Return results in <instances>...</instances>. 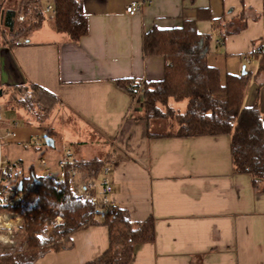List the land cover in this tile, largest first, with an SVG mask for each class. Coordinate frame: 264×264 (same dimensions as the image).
<instances>
[{"label":"crops","instance_id":"obj_1","mask_svg":"<svg viewBox=\"0 0 264 264\" xmlns=\"http://www.w3.org/2000/svg\"><path fill=\"white\" fill-rule=\"evenodd\" d=\"M81 1L89 31L79 42L51 30L49 19L10 49L1 36L2 30H10L1 24V14L18 11L20 0H0V87L36 83L61 99L47 126L22 127L15 112L6 113L0 123L3 135L18 126L7 143H29L36 151L47 147L46 153L56 155L59 140L63 146L56 168L44 173L52 171L58 179L60 161L74 165L101 160L113 185V205L126 209L134 222L151 217L156 223L154 242L137 245L131 264H264V192L254 188L248 175L235 172L230 137L166 135L175 127L146 121L142 93L119 85L121 79H163L164 58L144 57L145 32L196 21L198 33L212 36L209 63L219 69L222 80L226 74L250 75L244 104L257 106L264 122V74L256 75L259 61L253 57L258 47L264 50V0ZM42 2L45 10L54 5V0ZM133 2L141 3V9L131 16L126 8ZM241 15L245 29L226 38L213 23L232 22ZM2 103L0 99L3 110ZM178 103L171 106L180 112L183 105H174ZM165 126L170 130L160 132ZM45 136L54 139V147L43 145ZM82 176L88 179L77 170L71 179ZM71 238L67 250L49 253L34 264H84L109 248L104 225Z\"/></svg>","mask_w":264,"mask_h":264},{"label":"trees","instance_id":"obj_2","mask_svg":"<svg viewBox=\"0 0 264 264\" xmlns=\"http://www.w3.org/2000/svg\"><path fill=\"white\" fill-rule=\"evenodd\" d=\"M54 11L53 16H48L42 0H20L18 11L2 12L1 24L10 29L1 31L5 46L15 48L20 38L41 29L47 19L58 33L66 35L73 43L88 35L89 24L81 0H54ZM19 16L24 19L17 23ZM246 22L242 15L232 22L213 20L224 38L241 32ZM142 37L144 57H163L167 64L160 81H119L127 90L132 87L133 93H142L144 119L148 122L166 120L176 125L175 132L166 135L178 138L229 136L235 172L248 175L254 188L264 192V122L257 106L247 108L244 104L250 75L226 74L223 81L219 69L209 63L212 36L198 33L196 21H185L182 27L175 29L154 27ZM253 57L259 61L256 75L264 74V50L255 51ZM8 92L9 99L3 110L7 113L23 111L24 124L28 126H47L61 102L58 96L36 83L11 86ZM182 101H187V109L177 112L171 103ZM43 142L46 146L44 139ZM103 167L99 159L68 165L63 181L55 176H37L34 168L29 173L4 172L0 189L6 188L7 193H0V213L19 215L22 227L15 233L18 247L11 252L0 251V264H34L49 253L67 250L72 244V235L97 225L108 228L109 248L97 259L84 264H131L137 245L154 242L155 221L150 217L134 222L126 209L117 206H114V214L107 213L100 221L94 215L95 205L81 202L73 194L71 169L95 180ZM16 172L19 180L7 186L6 181ZM9 193L17 203H10ZM59 218L61 222L56 224ZM50 228H53L50 236L39 239L49 234Z\"/></svg>","mask_w":264,"mask_h":264},{"label":"built area","instance_id":"obj_3","mask_svg":"<svg viewBox=\"0 0 264 264\" xmlns=\"http://www.w3.org/2000/svg\"><path fill=\"white\" fill-rule=\"evenodd\" d=\"M141 3L133 2L130 6H128L127 12L131 16L136 14L141 8ZM46 11L48 12H55L54 11V5H50L47 7ZM23 17L19 16V21H23ZM24 41V39H23ZM26 43H30L29 40H25ZM263 49V47H258L255 51L260 52ZM129 92L133 93V88L129 87L128 89ZM137 93V92H135ZM133 93V94H135ZM2 107H0V123L3 120V117L1 115ZM14 128L18 127L17 124L13 125ZM14 128L6 132L4 135L0 134V179L2 178V174L6 171L10 172H15L22 170L23 168V163L20 161L16 162H5L3 160V155H2V146L4 145L5 140H8L9 137L14 135ZM43 166L47 165V162L45 160L41 161ZM68 160H63L59 162V167L61 168V173H62V178L58 179V181H63L65 174H66V169L68 166ZM72 178H74L75 174L77 173V170L71 169L70 170ZM101 176L97 177L96 180H88L85 176H82L80 179L72 180L73 181V194L75 195L76 198H78L81 202H90L93 205H95V218L102 221L105 219L107 213H112L114 214L115 208L111 200V195L113 192V185L109 182L107 179V174L108 170L103 168L101 171ZM47 176L53 177L55 176V173L52 171L47 172ZM10 180H7V186H10ZM1 194H6L7 190L6 188H1L0 189ZM10 203H17L16 199H11ZM9 219V220H14L13 224L14 226H8L3 223L2 220ZM61 219L59 218L56 224L60 223ZM21 222V218L19 215H16L14 213L7 214V213H0V228L8 229L9 231L5 235H0V241H2L5 245H8L10 247L11 251L15 245H16V240H14V227H19ZM53 228H50L52 230Z\"/></svg>","mask_w":264,"mask_h":264},{"label":"rangeland","instance_id":"obj_4","mask_svg":"<svg viewBox=\"0 0 264 264\" xmlns=\"http://www.w3.org/2000/svg\"><path fill=\"white\" fill-rule=\"evenodd\" d=\"M53 13V12H51ZM51 15V14H50ZM49 16V15H48ZM49 19H47L48 21ZM51 30L55 29L54 25L52 22H47V24ZM1 85V84H0ZM3 88V90H2ZM2 91H5V93L3 94L4 96L3 97H0V99L3 100V103H5L8 99H9V92H8V87L5 88V87H0V92ZM2 94V93H1ZM0 94V95H1ZM2 103V104H3ZM4 105V104H3ZM174 105H178V106H182V107H178L181 111L180 112H184L185 109H186V105H187V101H182V102H179L178 104H174ZM7 112H5L4 110L1 111V115L3 117V120H5V115H6ZM9 114H11L12 112H8ZM7 113V114H8ZM15 118L17 119L18 123H19V126H22L23 127V124L25 123V120H24V116H23V111H18V112H15ZM25 115V114H24ZM161 121V120H160ZM162 124L164 125H167L168 124V121L164 120V121H161ZM173 127H175V129H177V126L174 125ZM170 130L167 126L163 127L160 132H163L165 133V131H168ZM3 128L0 127V134L3 135ZM4 142V145L2 146V155H3V160L5 162H10L11 161H16V159H20L23 163V168H22V172H25V173H29V171L34 168L35 170V173L37 176L39 175H44L45 173V170H47V168H54L55 167V159L58 157V156H61L60 154V149L61 147L63 146V144L60 143L59 140H57V145H56V149H55V153H57L56 155H49L48 153H46V149L47 147H43V151L41 150H34L33 147L29 144V143H26V144H12V143H7V141H3ZM49 150H54V149H49ZM42 160H46L47 162V165L46 166H43L41 161ZM56 168V167H55ZM20 178V175L16 172L13 176V185L16 184V182L19 180ZM10 194V193H9ZM8 197H10V199L13 197L12 194L8 195ZM3 214V213H2ZM17 215V214H16ZM4 224L8 225V226H14L15 224H13V221L14 220H9V219H3L2 220ZM58 221V219H57ZM56 221V222H57ZM61 222V221H60ZM22 221L20 222V225L19 227H14L13 228V231H14V236H15V233L16 231L22 227ZM53 230V229H52ZM52 230H50L49 234H46V235H41V237H39V239H47L50 234L52 233ZM9 230L8 229H4V228H0V235H5L7 234ZM14 240H16V245L14 248H17L18 247V240L16 239V236L14 237ZM26 247V246H25ZM13 248V249H14ZM13 249L11 251H13ZM10 250V247L8 245H5L2 241H0V251H3V252H11L9 251Z\"/></svg>","mask_w":264,"mask_h":264},{"label":"water","instance_id":"obj_5","mask_svg":"<svg viewBox=\"0 0 264 264\" xmlns=\"http://www.w3.org/2000/svg\"><path fill=\"white\" fill-rule=\"evenodd\" d=\"M244 74H245V72H243V75H244ZM1 93H2V92H0V94H1ZM44 139H45V143H46V145H47L49 148H52V147L55 146V141H54V139L49 138L48 136H45Z\"/></svg>","mask_w":264,"mask_h":264}]
</instances>
